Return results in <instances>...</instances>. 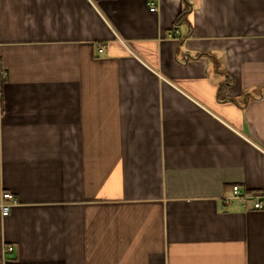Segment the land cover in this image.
<instances>
[{
	"label": "crops",
	"instance_id": "0c3cea01",
	"mask_svg": "<svg viewBox=\"0 0 264 264\" xmlns=\"http://www.w3.org/2000/svg\"><path fill=\"white\" fill-rule=\"evenodd\" d=\"M5 191L0 264H264V0H0Z\"/></svg>",
	"mask_w": 264,
	"mask_h": 264
},
{
	"label": "built area",
	"instance_id": "2783aa9c",
	"mask_svg": "<svg viewBox=\"0 0 264 264\" xmlns=\"http://www.w3.org/2000/svg\"><path fill=\"white\" fill-rule=\"evenodd\" d=\"M150 7H151L150 9L152 11L158 10V6L156 4H154L153 2H151ZM2 196H3L4 201L1 202L0 208H1L3 216H7L10 213V211H11V209L15 203V196L11 191L3 192ZM249 197H252L251 193H245L240 189V187L238 185H234L233 186V194L230 197H225L224 202L229 203L231 200H234V199L239 200V199H244V198H249ZM255 207L256 208H262L263 203L260 200H258L255 203ZM12 249H13V247L10 246L9 250H12Z\"/></svg>",
	"mask_w": 264,
	"mask_h": 264
},
{
	"label": "trees",
	"instance_id": "16d2710c",
	"mask_svg": "<svg viewBox=\"0 0 264 264\" xmlns=\"http://www.w3.org/2000/svg\"><path fill=\"white\" fill-rule=\"evenodd\" d=\"M185 14H186V13H184L183 16L179 17V19H178V21H177V24H176L177 26H178V24L180 23V20H183V19L185 20V18H184V15H185Z\"/></svg>",
	"mask_w": 264,
	"mask_h": 264
}]
</instances>
